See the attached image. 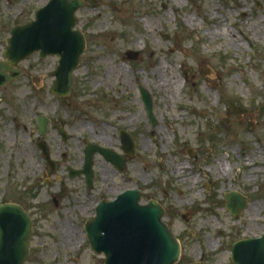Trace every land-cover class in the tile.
I'll return each mask as SVG.
<instances>
[{"label":"rangeland","instance_id":"obj_1","mask_svg":"<svg viewBox=\"0 0 264 264\" xmlns=\"http://www.w3.org/2000/svg\"><path fill=\"white\" fill-rule=\"evenodd\" d=\"M50 1L0 0V62L11 31ZM84 1L75 29L87 48L72 94L52 93L60 57L38 53L20 62L24 76L0 87V206L19 204L32 219L25 264H106L85 225L99 203L137 188L144 205L165 208L181 242L178 264H234L232 247L264 234V0ZM42 116L51 122L43 137ZM123 130L136 141L123 172L97 155L92 189L71 177L90 143L125 155ZM231 192L248 199L238 217L227 208ZM67 230L78 236L65 245Z\"/></svg>","mask_w":264,"mask_h":264},{"label":"water","instance_id":"obj_2","mask_svg":"<svg viewBox=\"0 0 264 264\" xmlns=\"http://www.w3.org/2000/svg\"><path fill=\"white\" fill-rule=\"evenodd\" d=\"M224 1V0H220ZM84 0H51L37 13L36 20L28 25H18L11 32L4 61L0 62V87L20 78L24 72L16 66L34 53L40 56L57 55L59 67L54 73L56 80L52 87L54 95L66 98L73 92V73L80 66L83 53L87 48L84 34L76 30V13L84 7ZM131 52L129 58H138ZM10 72L11 75L8 76ZM148 118L153 127L157 125L154 117L152 96L146 89H140ZM39 130L45 136L50 124L46 117L39 119ZM63 139L67 134L59 130ZM122 153L129 158L136 156V143L124 131L120 134ZM39 148L46 164L55 175L57 165L53 162L49 146L39 142ZM84 168L71 177L84 175L87 188L94 183V157L104 159L123 172L127 159L114 150L90 143L84 151ZM142 192L139 189L127 190L113 202H101L96 215L85 226V232L92 249L106 257V264H178L182 255L181 243L175 233L164 222L166 211L161 204L152 200L141 205ZM227 207L232 215L238 217L248 207L247 198L238 193L226 196ZM30 215L19 204L6 203L0 206V264H25L30 255L32 237ZM234 264H264V234L261 238L241 240L233 246Z\"/></svg>","mask_w":264,"mask_h":264},{"label":"bare ground","instance_id":"obj_3","mask_svg":"<svg viewBox=\"0 0 264 264\" xmlns=\"http://www.w3.org/2000/svg\"><path fill=\"white\" fill-rule=\"evenodd\" d=\"M160 70H163L164 71V73H167V70L166 69H164V68H161ZM172 80H175V77H173V79ZM171 79H167V81H166V84L170 87L171 86V81H172ZM159 86H161V84L159 85ZM223 168H222V171H223V173H227V169H229L227 166H222ZM231 170V169H230ZM232 171V170H231ZM65 233H66V235H67V238H66V240H65V242H64V244L65 245H68V243H70L71 241H72V239H75L76 238V235L78 236V234L77 233H74L73 231H65Z\"/></svg>","mask_w":264,"mask_h":264}]
</instances>
